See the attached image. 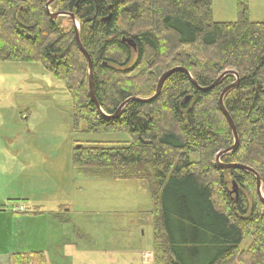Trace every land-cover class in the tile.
Returning <instances> with one entry per match:
<instances>
[{
    "label": "trees",
    "instance_id": "obj_1",
    "mask_svg": "<svg viewBox=\"0 0 264 264\" xmlns=\"http://www.w3.org/2000/svg\"><path fill=\"white\" fill-rule=\"evenodd\" d=\"M50 1L0 0V63L39 64L68 85L77 133L129 137L77 141L75 169L93 179L149 185L154 264H264L257 178L220 165L254 170L264 197V22L250 20L249 0H237L238 18L228 23L214 20L212 0H55L51 13L73 14L80 23L105 114L114 116L132 98H152L166 72H188L172 74L151 102L131 100L117 118L101 115L91 100L73 20L51 19ZM230 71L239 80L223 104L239 143L219 164L218 154L235 145L220 98L237 77L200 89ZM246 238L251 244L242 250ZM12 257L11 264H48L43 252Z\"/></svg>",
    "mask_w": 264,
    "mask_h": 264
},
{
    "label": "rangeland",
    "instance_id": "obj_2",
    "mask_svg": "<svg viewBox=\"0 0 264 264\" xmlns=\"http://www.w3.org/2000/svg\"><path fill=\"white\" fill-rule=\"evenodd\" d=\"M212 3L216 22L237 20V0ZM249 15L252 22H264V0H249ZM67 86L39 64L0 63V264H11L13 251L44 253L50 240L115 250L117 264H152L156 218L149 185L93 179L73 163L77 141L129 137L77 133ZM27 197L46 210L65 207L71 224L54 223L53 216L35 209L13 214L14 207H30V201L21 200ZM250 244L246 238L241 249Z\"/></svg>",
    "mask_w": 264,
    "mask_h": 264
},
{
    "label": "water",
    "instance_id": "obj_3",
    "mask_svg": "<svg viewBox=\"0 0 264 264\" xmlns=\"http://www.w3.org/2000/svg\"><path fill=\"white\" fill-rule=\"evenodd\" d=\"M21 1H26V0H21ZM55 2V0H51L48 4H47V10H48V13H49V16L51 17V19L53 20H57L59 19L60 17H69L71 18L73 21H74V24H75V33H76V41L78 43V46H79V49L80 51L83 53V55L86 57L87 61H88V65H89V83H88V86H89V96L91 98V100L93 101V103L95 104L97 110L99 111V113L101 115H103L104 117H107V118H117L121 111L124 109V107L131 101V100H134V101H139V102H151L153 100H155L161 90H162V87L165 83V81L172 75L174 74L175 72L177 71H183L185 72L186 74H188L187 71H185L184 69H181V68H176V69H172L168 72H166L165 74L162 75V77L160 78L159 80V83H158V86H157V90H156V94L150 98V99H147V100H142V99H138V98H132L130 100H128L127 102H125L123 105L120 106V108L118 109V111L116 112V114L114 116H109L107 114H105L103 112V110L101 109L96 97H95V93H94V80H93V70H92V60L90 58V55L87 53V51L83 48L82 46V43H81V40H80V23H79V27L76 25V17L75 15L73 14H68V13H56V14H53L50 12V8L51 6L53 5V3ZM123 42H126L128 43L133 49H135V45L133 43V41L131 39H126L124 38L123 39ZM227 75H236L237 77V83L236 84H233L231 85L230 87H228L224 92L223 94L221 95V98H220V107H221V110H222V113L224 114V116L226 117L227 121H228V124L232 130V133H233V137L235 139V145L224 151V152H221L218 154L217 158H216V161L217 163L220 164V159L222 156L230 153V152H233L237 149V146H238V143H239V138H238V134H237V131H236V128H235V125L230 117V115L228 114V112L226 111L225 107H224V104H223V100H224V97L225 95L230 91L232 90L233 88H235L238 84V80H239V76L237 73H234L233 71H230V72H225L217 81L216 83H214L212 86L208 87L207 89H200L201 91L203 92H207L211 89H213L221 80L222 78H224L225 76ZM223 168H226V169H239V170H243V171H246V172H249V173H252L253 175L256 176L257 178V195L258 197L260 198L261 202L264 204V197L262 195V184H261V179H260V176L254 171L252 170L251 168L249 167H246V166H241V165H222L220 164ZM234 187L236 188V183H233Z\"/></svg>",
    "mask_w": 264,
    "mask_h": 264
},
{
    "label": "crops",
    "instance_id": "obj_4",
    "mask_svg": "<svg viewBox=\"0 0 264 264\" xmlns=\"http://www.w3.org/2000/svg\"><path fill=\"white\" fill-rule=\"evenodd\" d=\"M21 200L28 201V202L30 201L29 202L30 207L25 204L21 205L24 207L25 213H26V210L29 211V209H35L36 211L40 210L42 212L48 213L51 216H53L52 221L54 223L56 222L60 224L64 223L66 225L71 224L70 223L71 221L68 218L69 210H65V207L60 206V208H54L53 210H46L44 203H41V205H38L39 203L34 202V204H31L33 202L28 197L21 199ZM1 205H3V202H0V210H3V208L1 207H4V206H1ZM49 242H50L49 247L44 249V254L46 255L48 264H61V261H64V262L67 261L69 262V264H117L118 263L116 258L113 257L115 255L114 253H117V251L109 249V248H107L106 250H101V249L97 250L95 246L93 247L88 246V247L81 248V245L79 246L77 243L75 244V243L67 242L66 244L62 245L52 240H50ZM48 251H55V253L52 255ZM56 252H57V255H56ZM18 253H23V252L13 251L11 252L10 257ZM108 254H110V256ZM152 264H154V260Z\"/></svg>",
    "mask_w": 264,
    "mask_h": 264
},
{
    "label": "built area",
    "instance_id": "obj_5",
    "mask_svg": "<svg viewBox=\"0 0 264 264\" xmlns=\"http://www.w3.org/2000/svg\"><path fill=\"white\" fill-rule=\"evenodd\" d=\"M24 211V208L23 207H14L13 209H12V213L13 214H18V213H21V212H23ZM149 256V255H148Z\"/></svg>",
    "mask_w": 264,
    "mask_h": 264
}]
</instances>
